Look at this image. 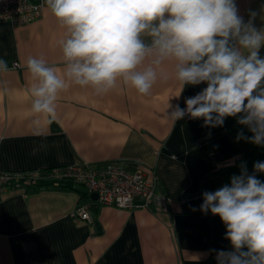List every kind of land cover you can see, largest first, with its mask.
<instances>
[{
  "label": "crops",
  "instance_id": "1",
  "mask_svg": "<svg viewBox=\"0 0 264 264\" xmlns=\"http://www.w3.org/2000/svg\"><path fill=\"white\" fill-rule=\"evenodd\" d=\"M236 4L245 21L255 11V26L264 27V0ZM63 36L45 4L28 24L0 22V59L9 68L0 72V171L17 174L0 197V264H217L210 250H232L226 228L199 206L204 191L218 190L209 172L232 163L240 150L222 127L167 116L168 104L184 108L185 98L206 84L173 97L180 85L166 63L169 79H159L149 95L119 84L103 95L73 85L59 95L55 119L40 117L34 126L26 61L42 57L63 70ZM110 161L156 175L167 208L92 203L90 221L73 216L91 197L84 186L46 170L85 162L101 168ZM29 178L38 184L28 185Z\"/></svg>",
  "mask_w": 264,
  "mask_h": 264
},
{
  "label": "clouds",
  "instance_id": "2",
  "mask_svg": "<svg viewBox=\"0 0 264 264\" xmlns=\"http://www.w3.org/2000/svg\"><path fill=\"white\" fill-rule=\"evenodd\" d=\"M64 29L58 41L63 70L42 57H28L33 125L40 117L51 123L59 95L70 86L91 88L103 95L119 85L149 95L164 69L173 65L172 77L180 85L206 84L185 107L168 104L173 121L203 120L202 127L224 125L226 118L241 129L237 142L264 147V27L239 14L236 0H44ZM9 71L0 59V72ZM210 135V133H209ZM215 191H204L199 210L219 216L231 251L215 252L217 264H264V162L245 164ZM193 211H196L193 208Z\"/></svg>",
  "mask_w": 264,
  "mask_h": 264
},
{
  "label": "built area",
  "instance_id": "3",
  "mask_svg": "<svg viewBox=\"0 0 264 264\" xmlns=\"http://www.w3.org/2000/svg\"><path fill=\"white\" fill-rule=\"evenodd\" d=\"M44 0H0V22L8 21L15 26L28 24L41 17ZM12 66H18L14 60ZM56 180H71L85 187L89 196L96 193L97 199H88L74 212L78 220L90 221L91 204L114 205L118 208H146L163 210L168 198L156 189V175L149 178L142 168L130 171L117 162H107L97 168L89 163L54 167L47 173ZM17 174L0 171V197Z\"/></svg>",
  "mask_w": 264,
  "mask_h": 264
},
{
  "label": "trees",
  "instance_id": "4",
  "mask_svg": "<svg viewBox=\"0 0 264 264\" xmlns=\"http://www.w3.org/2000/svg\"><path fill=\"white\" fill-rule=\"evenodd\" d=\"M222 128L223 131L230 137V139H232V141L239 148L240 153L232 163L223 164L217 169L209 172V174L213 178L216 189H219L220 187H222V185L230 184V177L234 174H240V166L242 163L246 165L248 173L253 174L254 163L257 161L264 162V147L254 145L252 143L246 142L245 140H240L237 142L236 136L241 129H243L246 136H251L252 133H250L246 127L237 124L236 118H226ZM49 170H51V168L46 170V172L48 173ZM255 175L259 180L264 182V173H255ZM27 184L36 185L38 183L33 182L29 178ZM229 247L232 248L230 243Z\"/></svg>",
  "mask_w": 264,
  "mask_h": 264
},
{
  "label": "water",
  "instance_id": "5",
  "mask_svg": "<svg viewBox=\"0 0 264 264\" xmlns=\"http://www.w3.org/2000/svg\"><path fill=\"white\" fill-rule=\"evenodd\" d=\"M90 197H91L92 200H96L97 199L96 193H91Z\"/></svg>",
  "mask_w": 264,
  "mask_h": 264
},
{
  "label": "rangeland",
  "instance_id": "6",
  "mask_svg": "<svg viewBox=\"0 0 264 264\" xmlns=\"http://www.w3.org/2000/svg\"><path fill=\"white\" fill-rule=\"evenodd\" d=\"M223 186V185H222Z\"/></svg>",
  "mask_w": 264,
  "mask_h": 264
}]
</instances>
